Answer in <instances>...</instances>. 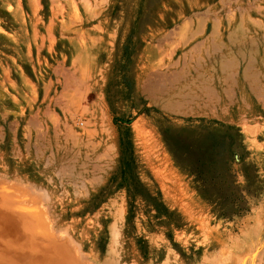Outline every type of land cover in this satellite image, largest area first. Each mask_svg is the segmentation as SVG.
<instances>
[{
	"label": "rangeland",
	"instance_id": "rangeland-1",
	"mask_svg": "<svg viewBox=\"0 0 264 264\" xmlns=\"http://www.w3.org/2000/svg\"><path fill=\"white\" fill-rule=\"evenodd\" d=\"M0 181L88 264L236 259L264 235V0H0Z\"/></svg>",
	"mask_w": 264,
	"mask_h": 264
},
{
	"label": "bare ground",
	"instance_id": "bare-ground-1",
	"mask_svg": "<svg viewBox=\"0 0 264 264\" xmlns=\"http://www.w3.org/2000/svg\"><path fill=\"white\" fill-rule=\"evenodd\" d=\"M167 106L168 107L166 108L169 109L170 104ZM2 182L0 181V264H88L85 255V258L82 256V251V253H76L80 248L72 250V248L79 245H73L69 237L67 239L65 237V240L68 242L69 239L71 244H69V242L68 244L65 242V244L70 246L71 248L68 247V249H71L72 251L68 250L63 244L58 243L61 242L62 239H58L60 240H57L58 242L54 239L52 225L48 224V220L42 212L43 210H40L35 204H33L34 199H30L31 197L29 194L31 193L29 190L27 191L26 188H23L22 186L15 187ZM33 197L37 198L35 196ZM261 231L263 232L262 227ZM249 233L243 240L244 247H238L237 250H233L236 253V259L224 264H246L247 255L249 253L255 255L259 249L262 248V245L264 244V235L260 233L258 236L255 231H250ZM220 238L221 236L216 237L213 247L221 242ZM224 241L232 244L236 242L235 238L232 237H228V239H225ZM71 245H73V247ZM261 255H264V250ZM166 257L168 258V256ZM205 257L207 256L205 255ZM205 257L203 258L204 262L207 261ZM194 261H196V259ZM217 262L219 261L217 260ZM176 263L177 262H175V264ZM221 263L223 264L222 261ZM90 264L92 263L90 262ZM99 264L115 263L111 261L109 263L108 260V262H99ZM259 264H264V260H262V262L260 260Z\"/></svg>",
	"mask_w": 264,
	"mask_h": 264
},
{
	"label": "built area",
	"instance_id": "built-area-1",
	"mask_svg": "<svg viewBox=\"0 0 264 264\" xmlns=\"http://www.w3.org/2000/svg\"><path fill=\"white\" fill-rule=\"evenodd\" d=\"M78 126H79V127H82V123H78Z\"/></svg>",
	"mask_w": 264,
	"mask_h": 264
},
{
	"label": "crops",
	"instance_id": "crops-1",
	"mask_svg": "<svg viewBox=\"0 0 264 264\" xmlns=\"http://www.w3.org/2000/svg\"><path fill=\"white\" fill-rule=\"evenodd\" d=\"M34 132L33 131H31V134H33ZM9 141H11V139L9 138Z\"/></svg>",
	"mask_w": 264,
	"mask_h": 264
},
{
	"label": "trees",
	"instance_id": "trees-1",
	"mask_svg": "<svg viewBox=\"0 0 264 264\" xmlns=\"http://www.w3.org/2000/svg\"><path fill=\"white\" fill-rule=\"evenodd\" d=\"M155 204V203H154ZM156 205V204H155Z\"/></svg>",
	"mask_w": 264,
	"mask_h": 264
}]
</instances>
